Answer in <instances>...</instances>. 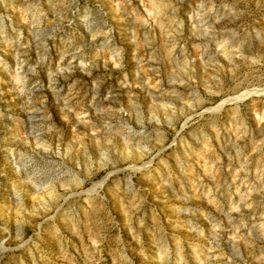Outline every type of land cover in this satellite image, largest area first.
<instances>
[{
  "label": "rangeland",
  "instance_id": "1",
  "mask_svg": "<svg viewBox=\"0 0 264 264\" xmlns=\"http://www.w3.org/2000/svg\"><path fill=\"white\" fill-rule=\"evenodd\" d=\"M0 264H264V0H0Z\"/></svg>",
  "mask_w": 264,
  "mask_h": 264
}]
</instances>
